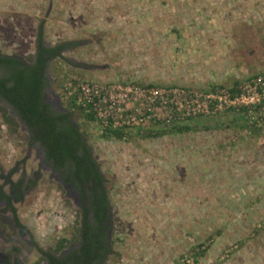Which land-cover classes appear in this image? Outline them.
Returning <instances> with one entry per match:
<instances>
[{"label":"rangeland","instance_id":"obj_1","mask_svg":"<svg viewBox=\"0 0 264 264\" xmlns=\"http://www.w3.org/2000/svg\"><path fill=\"white\" fill-rule=\"evenodd\" d=\"M40 23L46 45L71 43L48 60L42 92L54 112L70 113L105 179L104 264H187L199 243L193 264H264V126L245 130L230 112L195 118L186 133L133 128L118 139L65 88L241 83L264 72V0H0V54L32 64ZM0 191L10 200L0 197V251L16 247L9 264H42L41 250L78 244L77 191L2 97Z\"/></svg>","mask_w":264,"mask_h":264},{"label":"trees","instance_id":"obj_2","mask_svg":"<svg viewBox=\"0 0 264 264\" xmlns=\"http://www.w3.org/2000/svg\"><path fill=\"white\" fill-rule=\"evenodd\" d=\"M35 44L32 64L12 55L0 54V96L13 107L26 126L31 142L39 144L46 160L52 164L63 182L77 191L80 201L78 244L62 255L41 250L42 257L46 260L45 264H104L111 253V242L107 234L110 203L105 179L81 133L70 122V113L54 112L42 96L48 60L59 57L71 43L46 45L43 25L40 23ZM238 84L239 81H235L231 87L235 88ZM240 111L235 112L238 113L235 120L242 121L241 127L245 130L264 126V122L260 126L255 121L249 123L246 111ZM84 114L88 119H94L91 114ZM193 120L190 118L172 124L156 123L141 130L150 136L181 134L193 130ZM105 133L106 136L122 139L127 131L106 129ZM11 210L18 223L14 209ZM190 249L189 255L194 262L205 252L200 243Z\"/></svg>","mask_w":264,"mask_h":264},{"label":"built area","instance_id":"obj_3","mask_svg":"<svg viewBox=\"0 0 264 264\" xmlns=\"http://www.w3.org/2000/svg\"><path fill=\"white\" fill-rule=\"evenodd\" d=\"M74 104L93 116L104 129H143L152 124L184 121L245 110L249 123L264 122V72L235 88L193 89L137 82L68 81ZM241 112V111H240ZM190 256V255H189ZM192 256L186 259L193 264Z\"/></svg>","mask_w":264,"mask_h":264},{"label":"flooded vegetation","instance_id":"obj_4","mask_svg":"<svg viewBox=\"0 0 264 264\" xmlns=\"http://www.w3.org/2000/svg\"><path fill=\"white\" fill-rule=\"evenodd\" d=\"M45 72V71H44ZM45 74V73H44ZM42 96H43V92H42ZM1 97V96H0ZM3 99V98H2ZM4 100V99H3ZM45 101H46V99H44ZM5 101V100H4ZM6 102V101H5ZM47 102V101H46ZM7 103V102H6ZM48 103V102H47ZM8 104V103H7ZM9 105V104H8ZM9 107L13 110V107L11 106V105H9ZM13 112L15 113V111L13 110ZM15 115L17 116V114L15 113ZM18 117V116H17ZM20 120V119H19ZM26 127V126H25ZM36 144H38V143H36ZM39 145V144H38ZM41 148V147H40ZM41 150H42V152H43V149L41 148ZM43 156H44V158H45V155H44V152H43ZM45 160H46V158H45ZM47 161V160H46ZM48 162V161H47ZM49 163V165L52 167V169H54L53 168V166H52V164L50 163V162H48ZM55 170V169H54ZM24 184V183H23ZM0 197H1V200L8 206V207H10V200L8 199V197H6V195L2 192V191H0ZM16 221V220H15ZM16 223H17V221H16ZM18 224V223H17ZM15 246H11V247H9V248H7V249H5L4 251H0V264H9V260H10V257H11V253H12V251H14L15 250ZM48 252H50V251H48ZM68 251H66V252H64L63 254H65V253H67ZM51 253H53V252H51ZM53 254H55V255H62V254H56V253H53ZM41 255L43 256V254L41 253ZM43 258V257H42ZM45 262H46V260L45 259H43V263L42 264H45Z\"/></svg>","mask_w":264,"mask_h":264}]
</instances>
